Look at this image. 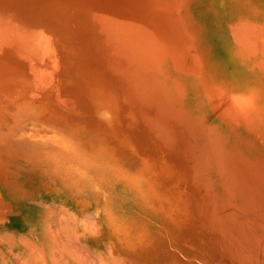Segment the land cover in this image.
Listing matches in <instances>:
<instances>
[{
	"label": "rangeland",
	"instance_id": "rangeland-1",
	"mask_svg": "<svg viewBox=\"0 0 264 264\" xmlns=\"http://www.w3.org/2000/svg\"><path fill=\"white\" fill-rule=\"evenodd\" d=\"M83 7L91 8L95 20L85 32L79 20ZM195 10L196 0H0V92L22 91L7 88L19 79L8 77L1 61L21 51L13 45L25 36L53 28L50 34L58 47L65 41L62 29L67 38L76 32L72 43L86 60L91 44L109 47L106 40L96 41L98 37H106L111 27L119 32V52L111 49L105 59L107 65L112 58L116 61L114 78L121 86L126 80L131 92L124 104L128 117L122 113L123 104L116 108L115 132L101 130L93 124L95 118L80 111L65 116L58 126L45 115L46 122L34 130L29 121L16 118L12 131L0 136L8 142L0 145V187L9 171L36 177L45 170L53 189L50 202L64 200L80 220L93 215L95 223L86 216L92 231L87 227L82 233L101 250L107 251L103 242L110 243L115 250L112 261L118 264H235L237 257L236 264H264V81L248 92L252 98L245 96L247 103L232 99L236 92H227L226 83L224 88L220 78L225 66L210 47L205 27L195 23ZM182 28L187 30L182 33ZM183 41L186 52L180 51ZM191 54L196 61L190 60ZM20 67L21 75L29 72L26 63ZM104 72L98 77L83 69L89 82H107L111 73ZM218 83L223 89L219 92ZM16 96L0 101V108L21 109ZM0 115L5 133L12 120L4 112ZM46 125L52 133L58 128L61 144L46 142L41 129ZM58 188L61 193L56 194Z\"/></svg>",
	"mask_w": 264,
	"mask_h": 264
},
{
	"label": "bare ground",
	"instance_id": "bare-ground-1",
	"mask_svg": "<svg viewBox=\"0 0 264 264\" xmlns=\"http://www.w3.org/2000/svg\"><path fill=\"white\" fill-rule=\"evenodd\" d=\"M83 8L84 10L80 9L79 20L80 30L85 32L86 25L93 23L95 20L93 18L94 12L91 11V8ZM196 9L195 16L198 19H195L194 21L196 24H202L205 27V32L207 31L206 33L208 34V38H210L209 45L213 48L218 61L223 65L226 60L228 67L231 64L230 66L232 69L230 67L229 69L232 70V73L235 74L234 76H236L237 79H241L246 75H244L239 69L246 70L247 75L251 77L252 80L244 81L241 85L238 84V86H233L232 88L228 87L226 90L227 92H230L229 90L236 92L237 96L233 95L232 99L241 101L244 99V103H247L248 101L245 99V96L248 97V92H251L252 89L255 88L254 85H257L255 83L258 81H264V0H196ZM100 15L106 16V14ZM187 17L188 16H186V18ZM140 21L143 20L141 19ZM185 21L186 20H184V24ZM113 23L114 22L112 20V24ZM179 23H182L183 25L182 21ZM191 25L192 24H189L190 28H193ZM183 28L185 27L183 26ZM52 30L54 29L44 27L43 31H36V33L25 36L22 42L16 41L15 45H13V50H15L17 47L21 48V51L13 58L9 59L8 57L6 60L1 61L2 69H5V71L9 73L8 77L17 75L18 77L16 79H19L16 82L9 84L7 88H13L15 91L22 89V91L10 93L0 92V101L5 102L6 99H12V95H17L16 99L20 100L18 105L21 106V109L17 108L16 110L18 113L15 111L16 106L15 108L10 106L14 110L8 112L3 108H0V112H4L5 114L9 115L12 120L11 124L5 128V133L2 132L0 125V136L8 134L12 131L13 121L16 118L20 120L22 119L23 121H29L30 129L34 130L35 127H40L41 123L44 124L46 122V120L44 123L42 122L45 115L52 117V122L54 119H56L59 123L57 122L55 125L58 126L60 123L65 121V116H72V114H77L80 111H82L87 117L91 116V119L95 118L96 120H94L93 124L95 126H101V130H109L110 133L115 132V116L117 114L116 108L120 104H128V100L130 101L129 92H131L128 88V85L126 84V80H124L125 86H121L120 83L119 85L117 84L116 79L114 78L113 72H115L116 61L112 58L110 65H107L105 59L106 55L113 53L111 49H114L116 53L119 52V40L117 38V34H119L118 30L115 29V27H111L106 37H98L96 41L106 40L109 43V47L105 48L96 42L95 45L91 44L90 46L92 51L91 53L87 54L86 60L80 59V55L77 52L78 49H76L74 47L75 44L72 43L73 40L76 39V32L72 33L71 35L69 33V38H67L65 31L62 29V35L60 34L62 36L61 39L65 41H63V43L61 42L58 47H54L56 42L54 41L53 36L50 34V32L53 33ZM186 30L187 29H184L182 33H184ZM193 30L192 33H194ZM189 33L191 34L190 31H188V35ZM189 36L190 38H192V36L196 39L199 38H197L198 35L195 33L192 36ZM124 38H126L125 33ZM184 38H186L185 35ZM189 40L190 39L188 38L186 42L188 43ZM191 40L194 41L195 39ZM186 42H184L185 46L182 48L183 50L179 48L181 52H186ZM191 42L192 41L189 43L191 44ZM77 44L80 45V43ZM193 44L192 48L196 49V51L194 50V53L200 54L199 51L201 49L197 52L198 43L196 44L197 47H194L195 45ZM3 45L8 46V43H2V46ZM200 56L198 55V57H196L199 58ZM192 57L193 56L191 54L190 60ZM35 58H40L41 61L35 62ZM30 60L31 64H29ZM192 60H194V57ZM194 61H196V59ZM23 62L26 63L27 68H29V72L27 71L25 74L21 75L19 72L20 69H18V67H20ZM78 62H80V64ZM193 64L195 66L196 63L194 62ZM195 67L198 68V66ZM116 68L118 69V67ZM83 69L91 72L92 76L94 73H96L99 77V72L103 71H106L104 73L111 74L108 77L107 82L99 83L94 79L89 82L87 80L88 77L83 73ZM198 70L199 69H197V71ZM201 70L203 71V69ZM199 71L197 72L198 74ZM122 73L127 74L126 68L122 69ZM183 74L184 73H182V77ZM85 78V83H82V80ZM220 79L225 81V88V83L227 82L225 77H221ZM196 80L198 81V76ZM223 81L221 82L223 83ZM229 85L230 84H228V86ZM178 86L176 88H179ZM201 87L205 88L204 85L202 86V84ZM217 87H219V83ZM217 87L216 90L218 92L223 90L221 89V86L218 89ZM30 88H33L35 92H28ZM174 91L175 90H173V92ZM250 97L251 95L248 97V99ZM252 101L253 99H251V103ZM30 111L33 112V114L30 113ZM122 113L128 117L127 108L125 105L122 108ZM0 119H3L2 115H0ZM123 122L124 121L119 124V127ZM51 125L52 124H50V127ZM50 127L48 128V125H46L42 126L41 128L44 132H46V137L48 140H45L48 144L50 143L58 146L61 144L59 140V130L57 127H54L55 131L58 133H52L49 130ZM122 133H125V129L122 130ZM7 143L8 142L6 141L5 144ZM64 143L67 144V142ZM5 144L3 140H0V145L4 146ZM16 155L17 157H20L19 154ZM24 172L29 173L27 171ZM42 172L43 173L41 175L36 177H31L30 174L26 175L21 171L15 170L9 171V173L5 175L3 187H0V264H118L115 262V258H113L115 260L112 261V256H114L113 254H115V250L109 246L110 243L105 241L107 243L105 247V242H103L104 248L107 249V251H104L100 249L101 247L98 248L95 246V244L85 238L84 233H82L84 232V229L85 231L87 227L90 229V231L93 229V227L91 228L90 225V227H86L87 215H84L85 217H83L81 213L82 220L83 218H86V221L84 222L80 220V214L77 211L70 210L66 206L64 200L58 199L57 202L55 201V203L50 202V194L52 193L53 189L48 183L49 177L47 172L45 170ZM54 191L56 194L61 193L59 188ZM90 212H94V210H90ZM87 217H90V215ZM92 217L93 215H91L90 218L92 219ZM91 219L88 220L90 221ZM93 221L94 220L92 219V222ZM196 226H198V224ZM82 228H84L83 231H81ZM210 228L212 229L211 226ZM181 232V235H183V231ZM231 236H233V234ZM235 236L236 235L234 234V237ZM239 240L240 239H238V241ZM242 241L244 242V240ZM253 244L254 243H251V246ZM225 245L227 246L226 243ZM107 246L109 247L107 248ZM247 246L248 245H246V247ZM222 250L220 249V252ZM250 250L251 249H249V251ZM125 255L128 254L125 253ZM162 255L160 254V257ZM231 256L235 257L234 254ZM129 257L132 258L130 255ZM166 257L167 256H165V258ZM200 257L201 256L198 255L197 258ZM124 259L121 258V260ZM233 259L236 261V264L238 262V257L237 260L235 258ZM133 261L134 263L132 264H137L135 263L136 260ZM138 261L139 259H137V262ZM173 261L176 260L173 259Z\"/></svg>",
	"mask_w": 264,
	"mask_h": 264
},
{
	"label": "crops",
	"instance_id": "crops-1",
	"mask_svg": "<svg viewBox=\"0 0 264 264\" xmlns=\"http://www.w3.org/2000/svg\"><path fill=\"white\" fill-rule=\"evenodd\" d=\"M229 64V63H228ZM225 67H224V70H225V72L223 73V77H225V79H226V83H228V84H230L228 87H233V86H238V84H242L244 81H250V80H252L251 79V77H249L248 75H247V72H246V70H244L243 68V70H241V69H239L238 67V69L245 75L243 78H241V79H237L236 78V76H234L235 74L234 73H232V67L229 65V67L231 68V69H229V67H228V65H227V62H226V60H225V62H224V64H223ZM247 76V77H246ZM233 84V85H232ZM233 89H236V88H233Z\"/></svg>",
	"mask_w": 264,
	"mask_h": 264
}]
</instances>
